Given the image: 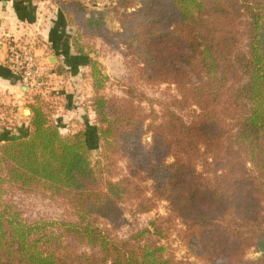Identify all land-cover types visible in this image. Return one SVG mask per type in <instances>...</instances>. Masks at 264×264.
I'll list each match as a JSON object with an SVG mask.
<instances>
[{
    "label": "trees",
    "instance_id": "obj_1",
    "mask_svg": "<svg viewBox=\"0 0 264 264\" xmlns=\"http://www.w3.org/2000/svg\"><path fill=\"white\" fill-rule=\"evenodd\" d=\"M52 4L87 13L88 31L104 28L106 7ZM131 9L134 21L124 28L130 45L145 44L136 32L145 25L146 62L179 97L146 124L137 93L102 95L105 78L87 58L98 141L93 162L85 131L62 136L47 102L33 96L27 128L3 129L0 138V264H187L166 254L161 216L131 226L156 202L168 204L182 224L181 241L203 264H264V0L109 6L114 13ZM184 106L195 108L189 122L175 112ZM120 162L124 173L115 180ZM17 196H39L60 214L25 215ZM251 249L257 258H246Z\"/></svg>",
    "mask_w": 264,
    "mask_h": 264
},
{
    "label": "rangeland",
    "instance_id": "obj_2",
    "mask_svg": "<svg viewBox=\"0 0 264 264\" xmlns=\"http://www.w3.org/2000/svg\"><path fill=\"white\" fill-rule=\"evenodd\" d=\"M80 1L86 6L87 12H97L106 7V11H102L104 12L102 18L104 28L99 33L94 29L88 31L85 26L86 20L89 18L87 13L66 11L53 5L48 14H52L53 19L56 20L59 32L53 35L54 38L47 41V52L44 51L42 57H37L39 62L40 60L44 62L47 71L46 88L42 93L27 92L26 96L28 99L39 96L47 100L51 112L50 119L58 127L62 136L84 130L94 162L98 154V141L95 134V113L90 105L93 98V81L91 68L85 66L87 58L98 64V69L105 78L101 90L102 95L107 98H127V90L131 88L137 93L135 103L146 117V124L156 122L160 118L161 106L166 104L170 106L172 98H178L179 95L174 85L158 81L159 72L162 71L157 66L146 62L143 46L149 44L148 38L150 37L145 36L147 29L144 27L145 25H140L136 31L143 35L141 42L145 44L133 43L132 46L130 45L129 34L125 32L124 28H129L134 21L128 16L132 9L126 13L120 10L118 13H114L109 10V6L114 0ZM94 18L97 17L94 16ZM152 31H154V35L160 34L158 29ZM79 52L87 57L77 55ZM27 106L26 104L21 107L28 109ZM194 110V107L184 106L177 108L175 112L185 122H189ZM25 115H27L26 110L15 128L20 130L27 128ZM5 126L7 127L6 124H1V127ZM13 128L8 126L7 130L11 131ZM144 141L150 142L149 134L145 136ZM123 173L124 164L120 162L117 166L115 180ZM14 202L19 203L20 209L30 217H50L54 213L60 214L51 202L39 196H17L14 198ZM154 206L152 212L136 216V222L131 223V226H146L149 220L161 216L165 219L162 226L166 232V239L163 242L166 254L170 255L175 262L203 264L202 261L193 258L186 245L181 241L182 224L179 219L167 213L168 204L156 202ZM127 218L130 219V217ZM131 226L123 228L122 234L127 233ZM103 227H108V224L104 222ZM258 256L259 254L252 249L246 252L247 259H254Z\"/></svg>",
    "mask_w": 264,
    "mask_h": 264
},
{
    "label": "crops",
    "instance_id": "obj_3",
    "mask_svg": "<svg viewBox=\"0 0 264 264\" xmlns=\"http://www.w3.org/2000/svg\"><path fill=\"white\" fill-rule=\"evenodd\" d=\"M52 8V0H0V138L8 126L15 130L25 110L29 112L25 115L27 125L31 116L28 106L32 98L26 96L30 91L21 87L11 71L9 44L26 45L36 58L42 57L47 41L59 32L56 20L48 14ZM26 104L28 109L21 107Z\"/></svg>",
    "mask_w": 264,
    "mask_h": 264
},
{
    "label": "built area",
    "instance_id": "obj_4",
    "mask_svg": "<svg viewBox=\"0 0 264 264\" xmlns=\"http://www.w3.org/2000/svg\"><path fill=\"white\" fill-rule=\"evenodd\" d=\"M11 71L25 91L42 93L47 84V71L26 45L9 44ZM14 131V130H11Z\"/></svg>",
    "mask_w": 264,
    "mask_h": 264
},
{
    "label": "water",
    "instance_id": "obj_5",
    "mask_svg": "<svg viewBox=\"0 0 264 264\" xmlns=\"http://www.w3.org/2000/svg\"><path fill=\"white\" fill-rule=\"evenodd\" d=\"M27 114H29V112L26 110Z\"/></svg>",
    "mask_w": 264,
    "mask_h": 264
}]
</instances>
